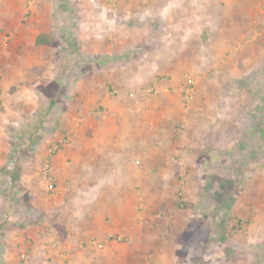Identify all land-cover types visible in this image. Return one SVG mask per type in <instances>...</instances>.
I'll return each mask as SVG.
<instances>
[{
	"label": "crops",
	"instance_id": "obj_1",
	"mask_svg": "<svg viewBox=\"0 0 264 264\" xmlns=\"http://www.w3.org/2000/svg\"><path fill=\"white\" fill-rule=\"evenodd\" d=\"M54 1L0 0V182L4 175L12 179L4 167L11 147L8 127L32 101L34 85L54 82L60 76L55 74L57 64L69 68L55 56ZM57 4L73 6L74 12L60 8L61 19L72 13L75 21H82L74 31L81 56L70 66H79L80 72L68 97L75 105L65 110L57 102L64 111L63 125L53 139L62 141V134L67 135L49 164L58 193L45 207L51 218L39 217L42 221L0 239V264H184L171 247L183 237L182 225L188 224L180 222L176 212L178 178L161 163L171 164L182 149L188 160L203 147L207 138L201 134L211 126H202L200 118L211 116L207 110L224 101L223 96L235 98L220 91L249 70L264 69V0ZM5 33H11L7 48ZM40 35L48 36L44 43L37 42ZM133 52L138 57L127 61ZM185 76L196 82L188 107L181 93ZM47 96L66 100L63 94ZM219 125H213L218 135ZM33 161H25L20 179L29 195L44 202L50 199L41 181L44 160ZM3 192L0 185V196ZM254 210L257 216L246 233L250 251L239 252V233L223 235L222 260L264 264V212ZM2 213L0 204V222ZM111 234L122 241L108 240ZM88 239L104 241L105 246L97 251L81 248Z\"/></svg>",
	"mask_w": 264,
	"mask_h": 264
},
{
	"label": "rangeland",
	"instance_id": "obj_2",
	"mask_svg": "<svg viewBox=\"0 0 264 264\" xmlns=\"http://www.w3.org/2000/svg\"><path fill=\"white\" fill-rule=\"evenodd\" d=\"M52 8L55 16L52 27L55 56L69 64V68L63 70L60 69L61 65L58 68L57 64L55 74L59 72L60 76L54 82L34 85L32 101L28 102L27 107L22 108V115H17L15 123L8 127L11 147L6 159L8 166L9 161L13 162V165L12 169L4 165L8 173L11 172L12 179L10 176L6 179L4 175L5 179L0 182L4 191L0 196L3 212L1 216L3 220L0 222L1 240L7 232H13V229L21 231L25 229L26 224L51 218V214L45 212V207L58 193L57 185H54L49 174V164L52 156L61 149L64 139L67 138L65 133L62 134L64 141L53 139L54 131L63 125H61L63 109L68 110L75 105L68 97H72L71 94L75 91L73 82L79 81L80 72L79 66L76 69L70 66H73L72 64L81 56L80 45L74 37V31L81 27L79 23L82 21H75L74 15L70 12L62 16V19L59 17L60 8L74 12L72 5L58 6L55 0ZM26 14L28 19L29 13ZM10 38L11 33H5L4 48L8 47ZM117 54L113 56L115 59ZM126 57L130 59L127 61H132L138 55L133 52ZM187 77L189 76H185V79ZM224 87L219 95L228 94L235 98L231 100L230 97L223 96L224 101L217 102L216 107L207 110L211 116L207 114L200 118L202 126H211L210 130L201 134L207 138L203 140L205 145L193 152V157L190 156L191 153L188 160L186 150L184 152L182 149L184 154L179 150L177 160H171V164H166L165 160L161 163V167L166 165L171 172L175 171L178 178L175 188L176 212L180 222L188 224L186 227L182 225L185 228L184 235L179 237L178 245L175 243L171 247L173 251L176 250L178 259L184 264H230L228 260H222L221 240L223 235L229 238L235 233H239L235 240L242 244L239 252L247 254L252 244L246 233L251 231L250 225L257 216L254 217L256 213L254 209L264 212V187L261 185V181H264V129L261 132L264 128V69L249 70V75L234 80V85ZM149 91L156 94L154 88L149 87ZM181 93L183 103L188 107L193 98L187 101L185 93L182 90ZM47 94H56L59 98H63V94L66 95V100L65 102L52 100ZM57 102L64 105L62 110L59 109L60 105ZM213 125L220 126L219 135ZM181 129L184 130V127ZM56 145L58 148L53 151V146ZM27 160L30 164L34 163L33 160H44L41 181L42 184L44 181L43 186L48 196L50 195L49 200L43 202V199L29 195L30 190L28 191L26 182L20 179L26 172L23 164ZM13 174L17 179H13L15 178ZM34 182L35 185L39 183L36 179ZM35 189L34 192L40 194V191ZM7 208L11 212L6 210ZM39 217L42 220H39ZM55 217L57 218V215ZM12 222L20 223H17V227L16 223ZM118 237L111 234L107 239L122 241V238ZM89 240L92 239L82 241L81 248L96 251L103 249L88 245ZM225 251H228L227 247ZM261 251L263 255L260 257H263L264 250ZM192 253L196 254L195 258H192ZM21 254L20 252L19 257L23 259Z\"/></svg>",
	"mask_w": 264,
	"mask_h": 264
},
{
	"label": "built area",
	"instance_id": "obj_3",
	"mask_svg": "<svg viewBox=\"0 0 264 264\" xmlns=\"http://www.w3.org/2000/svg\"><path fill=\"white\" fill-rule=\"evenodd\" d=\"M181 90L185 93L187 97V101H190L193 97V92H194V79L192 77H187L183 83V86H181ZM58 148V146H53V151H55ZM120 239V237H118ZM88 245L95 246L98 248H104L105 244L102 241H97V240H89Z\"/></svg>",
	"mask_w": 264,
	"mask_h": 264
},
{
	"label": "trees",
	"instance_id": "obj_4",
	"mask_svg": "<svg viewBox=\"0 0 264 264\" xmlns=\"http://www.w3.org/2000/svg\"><path fill=\"white\" fill-rule=\"evenodd\" d=\"M45 37H46L45 35H40V36L38 37V39H37V42H38V43H44V38H45ZM263 129H264V128H262L261 132L263 131Z\"/></svg>",
	"mask_w": 264,
	"mask_h": 264
}]
</instances>
